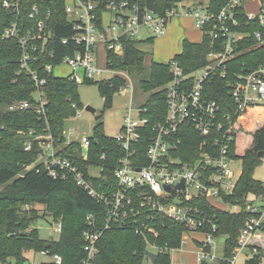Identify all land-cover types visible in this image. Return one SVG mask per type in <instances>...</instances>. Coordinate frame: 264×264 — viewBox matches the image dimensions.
I'll return each mask as SVG.
<instances>
[{"label": "built area", "instance_id": "1", "mask_svg": "<svg viewBox=\"0 0 264 264\" xmlns=\"http://www.w3.org/2000/svg\"><path fill=\"white\" fill-rule=\"evenodd\" d=\"M245 1L249 0H227L217 13L210 12L207 5L193 8L183 6L181 12L192 16L195 26L212 37L217 49L209 51L206 64L193 72L185 73L175 59L171 60L168 66L172 78L161 88L165 92L167 108L163 120L149 125L144 109L132 105L127 108L118 134L112 137L122 151L113 167L115 190L99 192L89 180L88 176H100L101 166L89 164L83 170L76 162L61 154L64 144L77 141L83 160H86L89 136L76 139L71 137L72 132L64 130L65 143H58L60 139L53 137L47 131L48 128L42 134L29 131L41 147L38 159H42L44 170L49 176L71 179L106 206L101 228L96 226L94 216L86 215V227L82 231L84 254L79 264H94L99 240L107 229L132 228L144 239L147 233L156 235L154 227L146 221L157 215L183 224L187 232L199 231L204 234L201 241L194 239L198 246V264L219 259L214 255L211 245L213 232L216 231L214 217L191 203L201 198L210 202L222 201V194L233 191L239 175L235 177L231 167L233 159L229 155L232 141L229 131L234 124L232 119H238L254 107L264 105V64L236 74L228 83L233 104L231 114H221L217 102L205 96L207 84L225 77L226 62L235 55L236 46L242 39L243 34L237 30L239 23L235 13ZM180 2L176 0V7L162 13L151 7L148 0L65 2L67 22L71 25L72 33L60 41L69 47V52L55 62L48 61L54 56V50L48 52L52 36L46 19L38 17V8L35 5L31 7L28 18L33 20V24L28 26L26 20L19 18V3L16 0H0V38L16 41L20 48L18 72H23L34 88L31 100L14 101L9 104L8 110H32L46 122L45 106L48 100L45 95V74L55 75V66L65 63L70 73L58 77L67 78L76 84L104 80L103 74L108 70L113 76L117 75L114 74L109 54L122 55L127 39L140 42L141 39L136 35L141 29L149 33L146 40L162 34ZM257 2L255 11L247 12L243 7V12L247 21L257 22L258 28L252 36L257 45L264 47V0ZM1 10L15 14V18L3 17ZM206 26H210V29H206ZM101 51L105 54L104 62L100 59ZM70 104L77 109L74 102L70 101ZM184 125L193 128L201 137L195 152L179 150L183 138L190 139V135L183 130ZM30 146L29 141L24 146L25 150H29ZM182 155L188 159L184 160ZM101 158H105V155H101ZM91 167L97 172L92 173ZM180 183L181 187L178 186ZM247 200L245 210L249 216L238 235L232 256L227 259L229 264H235L240 249L249 247L250 237L257 236L264 229V195H251ZM55 223V230L60 233L61 222ZM185 240L183 234L181 244ZM256 249L253 246L251 252L256 253ZM157 250L156 246L148 244L147 252L156 254ZM39 253L50 256L49 262L52 264L62 263L61 256L51 253L47 248ZM146 260V264H153L147 254ZM0 264H16V261L7 257L0 259Z\"/></svg>", "mask_w": 264, "mask_h": 264}, {"label": "trees", "instance_id": "2", "mask_svg": "<svg viewBox=\"0 0 264 264\" xmlns=\"http://www.w3.org/2000/svg\"><path fill=\"white\" fill-rule=\"evenodd\" d=\"M19 3V18L29 26L33 20L28 18L31 7L38 8V17L45 18L48 29L51 31L48 52L54 50L52 59L58 62L69 47L61 43L60 39L71 35L72 29L65 13V0H16ZM227 0H206L207 8L217 13ZM148 4L164 12L166 9L176 7V0H148ZM2 16L15 18L1 10ZM239 26L237 30L243 36L238 42L235 55L226 62V75L217 78L205 87V96L214 99L220 107L221 114H231L233 104L229 97V85L236 74L251 71L260 64H264V47L257 45L252 33L258 28L256 21H247L243 7L238 6L235 13ZM210 29V26H206ZM153 41V38L147 39ZM137 40L127 39L124 42L122 55L109 54L112 68L115 71H132L142 76L146 71L144 54L137 47ZM217 44L212 37L203 33L199 43L182 41V51L175 56L183 71L193 72L206 64V54L216 50ZM20 48L13 39L0 38V259L12 257L16 264H24L26 250L39 252L45 248L51 253H57L62 258L61 264H79L83 257L82 231L86 227V215L95 217L98 228L103 227L106 206L96 201L86 190L78 187L71 179L62 180L53 178L44 170L43 161H37L41 147L29 134L30 130L38 134L44 133L48 128L53 137L59 138L58 143H65L63 131L65 121L74 115L81 106L77 97L78 84L67 78L52 74L46 76L47 121L39 118L32 110H8L9 104L17 100H31L33 86L29 78L19 71ZM46 59V58H45ZM172 78L168 64L152 62L149 66V75L141 81L145 92H149L148 99L137 107L144 109L143 113L149 118V125L161 121L167 113L165 92L161 89ZM86 81L85 83H93ZM99 93L104 99V107L111 105L113 95L119 92L126 81L119 75L109 79L96 81ZM68 98H70L68 100ZM74 102L77 109L73 108ZM103 115V112L101 116ZM234 121L229 133L232 136L230 157L241 162V173L231 193L222 194L224 204L239 206V211L217 208L212 202L203 198L195 199L191 204L199 210L214 217L216 231L214 238L226 235L223 247V257L216 264H229V259L237 246L238 235L244 226L249 213L245 210L249 195H264V182L253 176L255 168L261 163L259 153L264 151V105L256 106L250 113L243 114ZM103 123L99 121L93 128V136H89L90 145L87 158L83 160L82 151L77 141L64 144L61 154L69 157L85 170L89 164L101 166L99 177H89L94 188L99 192L109 193L115 190L113 167L122 151L111 136L103 132ZM190 139L184 137L179 150H192L195 152L201 137L193 128L183 126ZM245 144L240 149L241 140ZM31 142L29 150L24 146ZM105 155V158H101ZM184 160L188 158L182 155ZM33 164V165H32ZM34 204L45 207L46 214H50L54 221L61 222V231L57 239H43L39 236L32 224L40 218L38 210L30 208ZM143 220V219H142ZM146 223L154 227L156 235L147 233L146 239L137 234L132 228H111L101 235L98 243L99 251L94 264H142L146 259L148 244L156 246L153 264H170L169 250L181 246L182 235L187 228L173 220L157 215ZM32 227V228H31ZM264 230V229H263ZM50 244L46 247V244ZM161 250V251H159ZM261 252L257 250L247 256L244 264H264ZM37 264H52L41 261ZM201 264H213L203 262Z\"/></svg>", "mask_w": 264, "mask_h": 264}, {"label": "rangeland", "instance_id": "3", "mask_svg": "<svg viewBox=\"0 0 264 264\" xmlns=\"http://www.w3.org/2000/svg\"><path fill=\"white\" fill-rule=\"evenodd\" d=\"M70 0H65L69 3ZM204 2L206 0H181L179 6L177 7V12L171 17V20L167 23L165 31L160 35L153 36V41H148L149 33L145 30H140L136 36L141 39L138 42L137 47L144 54V65L146 66V71L142 76H138L137 73L132 71H115L117 74L123 77L126 81V87L113 95L111 105L104 107V99L99 93L97 83H81L78 84L77 97L81 104L76 110L75 114L70 116L65 121V131L72 132L71 137L80 139L81 136H93V128L97 122L102 121L103 132L108 136H115L118 134L122 119L124 114L127 112V108L132 105L137 106L144 103L148 97L149 92H145L141 86V81L146 79L149 75V66L152 62L160 64H169L171 60L175 58L176 55L180 54L182 51V41L187 40L194 43H199L202 40V31L195 26V20L192 16L186 15L181 12L183 6L187 5L191 8L195 7L197 4ZM247 3V4H246ZM257 0L245 1L247 12H252L255 10L257 5ZM151 36V35H150ZM105 54L100 52V59L104 62ZM103 64V63H101ZM53 73L56 76H67L70 73V68L67 64L63 63L61 65L55 66ZM113 76V73L108 70L103 74L104 79H109ZM85 106H90L95 111L90 112L85 109ZM103 112V115L101 116ZM135 113L136 111L133 110ZM245 144V140H241L240 149ZM264 153V152H263ZM261 163L255 168L253 176L255 179L264 182V154L261 157ZM37 161H42L38 159ZM33 165V164H32ZM235 172V177L241 170V162L239 160L234 161L231 164ZM92 173H96L95 168H90ZM2 187H0L1 189ZM259 202V201H258ZM257 202V203H258ZM219 209H225L234 211L237 208L224 204L223 201H212ZM35 208L38 210L40 216L33 224L32 227L36 228L39 232V236L43 239H57L59 233L55 230L56 223L50 216L46 214L45 207L41 204H34L33 206H28L27 210L30 208ZM186 236V240L177 249L169 250L170 264H198L196 260V251L198 246L195 244L194 239L201 241L204 238V234L199 231H188L183 233ZM253 237H250V240ZM226 239V235H221L214 238L212 242V251L217 258L223 257V247ZM264 240V230L259 232V237L255 240L254 244L249 243V247H243L240 249L235 264H244L245 256L251 255L252 247L255 246L261 254L264 255V245L262 241ZM24 256L27 261L25 264H37L41 261H50V256L41 255L39 252L34 250H26ZM217 260L213 261L216 264ZM262 262L264 263V256H262ZM147 260L144 259L142 264H146Z\"/></svg>", "mask_w": 264, "mask_h": 264}, {"label": "crops", "instance_id": "4", "mask_svg": "<svg viewBox=\"0 0 264 264\" xmlns=\"http://www.w3.org/2000/svg\"><path fill=\"white\" fill-rule=\"evenodd\" d=\"M250 1V0H249ZM252 1V0H251ZM246 2H248V1H246ZM247 4V3H246ZM202 5H206V4H204V2L203 3H201L200 2V4H197L196 6H202ZM243 7H244V10L245 11H247L246 10V5H245V3H244V5H243ZM257 9V5H256V8H255V10ZM255 10H253V11H255ZM259 106V105H258ZM255 108V107H254ZM253 108V109H254ZM253 109H251L248 113H250ZM248 113H246V114H248ZM264 152V151H263ZM264 154V153H263ZM234 161H236V160H233V162ZM240 173H241V170H240V172L238 173V175H240ZM250 197H251V195H249ZM234 208H237L236 210H234V211H239L240 210V207L239 206H233ZM231 212H233V211H231ZM32 228V227H31ZM257 237H259V234L257 235V236H253V238H251V240H250V242L251 243H253L254 244V242H255V240L257 239ZM262 243H263V245H264V240L262 241ZM253 254V253H252ZM251 254V255H252ZM251 255H246L245 256V258L247 257V256H251ZM222 258V257H221ZM221 258H219V259H221Z\"/></svg>", "mask_w": 264, "mask_h": 264}, {"label": "water", "instance_id": "5", "mask_svg": "<svg viewBox=\"0 0 264 264\" xmlns=\"http://www.w3.org/2000/svg\"><path fill=\"white\" fill-rule=\"evenodd\" d=\"M85 109L86 110H88V111H90V112H94L95 110L93 109V108H91L90 106H85ZM259 155L260 156H262L263 155V151H261L260 153H259ZM179 187H181L182 186V183H180L179 185H178ZM166 189H168V187H166ZM49 243L48 244H46V247H49ZM147 255H148V257L150 258V260L153 262L154 260H155V257H156V254L154 253V252H147Z\"/></svg>", "mask_w": 264, "mask_h": 264}]
</instances>
